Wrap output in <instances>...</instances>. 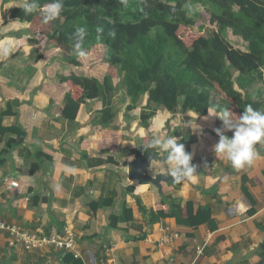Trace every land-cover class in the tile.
Listing matches in <instances>:
<instances>
[{
	"label": "crops",
	"instance_id": "crops-1",
	"mask_svg": "<svg viewBox=\"0 0 264 264\" xmlns=\"http://www.w3.org/2000/svg\"><path fill=\"white\" fill-rule=\"evenodd\" d=\"M22 4L23 0H0V112L13 111L2 118V125H20L26 132L20 145L11 144L16 133L0 134V220L31 230H44L51 224V232L71 231L83 264H260L264 141L255 145L257 155L240 170L215 155L218 137L214 129L223 125L214 110H220L223 99L220 104L212 102L205 114L167 110L161 105L144 126L140 114L147 96L126 111L130 98L122 99L118 88L112 103L115 122L95 123L93 117L102 102L88 94L91 86H79L91 77L102 83L107 72L115 81L117 71L97 50L103 46L86 50V58L77 57L80 65L66 61L63 49L47 38L49 30L36 27L38 21L10 17L11 10ZM118 81L112 85L117 87ZM67 93L82 100L65 114ZM231 112L236 120L237 113ZM225 134L232 136L230 131ZM189 135L191 164L196 166L192 176L178 185L162 182L160 188L128 180L127 163L137 156L124 151L146 146L156 136H175L185 146L183 137ZM156 153L165 155L159 149ZM98 158L105 162L88 163ZM34 163L38 168L31 173ZM147 171L150 175L168 173L166 162L158 160L151 161ZM116 184L118 197L113 207L93 212L91 201ZM128 186L133 190L127 192ZM35 196H46L48 201L36 206ZM170 197L181 201L179 220L162 201ZM124 203L131 207L133 219L119 223L118 230L109 227L110 213L120 211ZM201 207L210 208V218L195 225L185 223ZM151 210L168 216L150 223ZM173 233L179 236L163 241ZM198 245L203 246V254L196 258ZM64 255L10 245L0 233V264H73Z\"/></svg>",
	"mask_w": 264,
	"mask_h": 264
},
{
	"label": "trees",
	"instance_id": "trees-1",
	"mask_svg": "<svg viewBox=\"0 0 264 264\" xmlns=\"http://www.w3.org/2000/svg\"><path fill=\"white\" fill-rule=\"evenodd\" d=\"M51 0H39L43 6ZM64 10L55 20L47 32V38L68 53L63 58L74 64L80 61L73 53L75 43V28L85 27L87 34L83 41L86 50L102 45L104 48L102 60L117 70L119 81L117 87L111 83V77L106 75L102 83L96 78L81 81L79 88L91 86L88 94L97 95L102 102V108L97 111L93 121L97 124L113 125L116 113L112 103L115 89L119 88L122 99L130 98L126 111L137 107L143 96H147L146 104L141 110V124L146 126L150 117L159 106L167 110L179 108L181 112L194 111L205 114L212 106V90H218L223 96V103L219 108L233 110L238 116L246 105L251 104L254 109L264 111V0H63ZM200 3L211 14L209 21L214 23L218 33L207 36L200 35L190 45H187L179 36L178 29L183 25L194 24L200 15L195 18H180L187 10V6ZM41 12L25 14L22 7L13 8L10 17L19 18L27 22H37ZM43 19V17H42ZM225 26H231L236 32L243 33L247 41L248 52H238L231 57L233 50H229L221 42L220 33ZM101 29L102 31H97ZM229 57L230 63L227 62ZM235 69V71L233 70ZM66 78V77H65ZM260 82L261 86L254 87ZM89 88V89H90ZM255 88V89H254ZM66 107L63 112L79 106L82 98H74L67 93ZM11 109V108H10ZM13 113L12 110L0 112V134L5 132L16 133L17 139L11 144H22L26 132L20 125L3 126L2 118ZM236 118V119H237ZM176 131H174L175 133ZM216 135V133H214ZM216 137H218L216 135ZM192 137H183L186 152L190 153ZM145 145L126 150L124 153L135 152L142 156L147 150ZM108 150L102 153H108ZM42 156L41 153L38 157ZM112 157L113 156H110ZM45 158L50 160V157ZM110 158V159H112ZM104 159H95L88 162L98 165ZM38 165L33 164L30 172L35 173ZM175 185L179 183L174 181ZM117 184L114 189L91 201L93 212L100 207L112 208L118 197ZM128 186L126 191H132ZM34 189H30V192ZM33 204L40 205L47 202L48 197H33ZM170 205V212L179 220L182 214L181 201L177 198H162ZM209 207H201L195 215L185 219V223L197 224L209 219ZM168 216L164 211H150L149 222L153 223L161 217ZM133 219L131 207L126 203L118 212H111L108 217V226L116 230L118 224ZM51 224L45 225V233L51 232ZM63 228H58L61 231ZM260 264H264V244L261 245ZM103 254V252H102ZM101 254V255H102ZM73 264H83L82 260L65 252L64 260ZM99 256L96 257V261Z\"/></svg>",
	"mask_w": 264,
	"mask_h": 264
},
{
	"label": "clouds",
	"instance_id": "clouds-1",
	"mask_svg": "<svg viewBox=\"0 0 264 264\" xmlns=\"http://www.w3.org/2000/svg\"><path fill=\"white\" fill-rule=\"evenodd\" d=\"M126 3V0H121ZM22 10L25 14L41 12L43 22L48 23L60 17L64 10L63 0H51L41 5L39 0H23ZM97 31H102L97 29ZM87 34L85 27H76V37L73 44V53L79 58H86L87 52L83 41ZM7 51V49H5ZM215 117L222 121V128H215L218 141L213 146L216 156L222 157L226 163L236 170L243 169L250 164L257 155L255 145L264 141V111L254 109L251 104L246 105L236 120L232 119V112L227 108L214 110ZM232 132L229 137L225 132ZM159 149L164 155L168 175L179 183L196 172V166L191 164L192 154L185 151V146L178 143L175 136H156L151 138L143 150Z\"/></svg>",
	"mask_w": 264,
	"mask_h": 264
},
{
	"label": "rangeland",
	"instance_id": "rangeland-1",
	"mask_svg": "<svg viewBox=\"0 0 264 264\" xmlns=\"http://www.w3.org/2000/svg\"><path fill=\"white\" fill-rule=\"evenodd\" d=\"M210 12L211 11L208 10L206 7H204L202 4L196 3V4H192V5L187 6V10L184 11V13L180 14V12H179V14L176 15V17L178 19H180V18H185V19L195 18V13H198L200 15L199 17H197L195 19L194 24H189V25L181 24V26L178 29L179 36L187 45H190L193 42V40L196 39L200 35L207 36L210 33L211 34L212 33H218L216 31L218 29V27L214 23L209 21V18H210L209 15L211 14ZM55 20H52L48 23H44L42 17L40 16L39 19H37L39 25H37L36 27H39L43 32H47L51 28L52 24L55 23ZM225 27H226L225 30L222 33H220V39H221V42L223 44H225L226 47L229 48V50L234 51L231 53V57H233V55H235V53H238V52H248L247 51L248 50L247 49V41H246V38L244 37L243 33L236 32L234 30V28L231 26H225ZM92 48H90V49H92ZM62 49L64 51L63 52L64 55H66L68 53V51L65 48H62ZM97 50H101V52H104V48L103 47L101 48V46H98ZM227 62L228 63L231 62L229 57L227 58ZM113 69H114V72L117 71L115 68H113ZM233 70L235 71V69H233ZM107 74L111 75L110 72H107ZM100 76H101V78L103 77V75H100ZM113 78H115V81L117 83L118 79H120L117 72H116V76ZM115 81H111V83L113 82L112 84H114ZM260 85H261L260 82H258L255 84L254 87L256 88L257 86H260ZM116 91L117 90L115 89V92ZM117 93L118 92H116V94ZM212 96H213V101H212L213 103L215 101L219 104L222 103V96L223 95L218 90L213 89L212 90ZM143 98H144V96H143ZM140 102H142V100Z\"/></svg>",
	"mask_w": 264,
	"mask_h": 264
},
{
	"label": "built area",
	"instance_id": "built-area-1",
	"mask_svg": "<svg viewBox=\"0 0 264 264\" xmlns=\"http://www.w3.org/2000/svg\"><path fill=\"white\" fill-rule=\"evenodd\" d=\"M0 233L5 234L10 245L21 244L28 251H59L71 252L74 257H79L75 250L76 241L74 234L69 230L62 232L45 233L43 230H31L16 223L0 220ZM178 233L166 235L163 241L178 237ZM203 254V246L195 248V255L198 258Z\"/></svg>",
	"mask_w": 264,
	"mask_h": 264
},
{
	"label": "water",
	"instance_id": "water-1",
	"mask_svg": "<svg viewBox=\"0 0 264 264\" xmlns=\"http://www.w3.org/2000/svg\"><path fill=\"white\" fill-rule=\"evenodd\" d=\"M149 141V140H148ZM164 161V155L160 156L156 153V149H148L142 156H137L127 163V178L128 180H136L139 183L150 182L160 188L162 182L173 183L172 177L168 173H157L150 175L148 167L151 161Z\"/></svg>",
	"mask_w": 264,
	"mask_h": 264
}]
</instances>
